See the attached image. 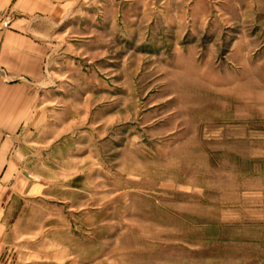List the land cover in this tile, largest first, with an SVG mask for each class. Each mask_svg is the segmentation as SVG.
Listing matches in <instances>:
<instances>
[{
  "label": "rangeland",
  "instance_id": "rangeland-1",
  "mask_svg": "<svg viewBox=\"0 0 264 264\" xmlns=\"http://www.w3.org/2000/svg\"><path fill=\"white\" fill-rule=\"evenodd\" d=\"M62 32L0 264H264V0H87Z\"/></svg>",
  "mask_w": 264,
  "mask_h": 264
},
{
  "label": "crops",
  "instance_id": "crops-1",
  "mask_svg": "<svg viewBox=\"0 0 264 264\" xmlns=\"http://www.w3.org/2000/svg\"><path fill=\"white\" fill-rule=\"evenodd\" d=\"M81 1L87 0H0V252L7 206L33 187L29 146L42 126L62 26Z\"/></svg>",
  "mask_w": 264,
  "mask_h": 264
}]
</instances>
